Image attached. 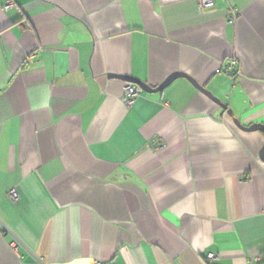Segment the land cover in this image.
Masks as SVG:
<instances>
[{"label": "crops", "instance_id": "1", "mask_svg": "<svg viewBox=\"0 0 264 264\" xmlns=\"http://www.w3.org/2000/svg\"><path fill=\"white\" fill-rule=\"evenodd\" d=\"M263 129L264 0H0V264H264Z\"/></svg>", "mask_w": 264, "mask_h": 264}, {"label": "built area", "instance_id": "2", "mask_svg": "<svg viewBox=\"0 0 264 264\" xmlns=\"http://www.w3.org/2000/svg\"><path fill=\"white\" fill-rule=\"evenodd\" d=\"M212 4H213V0H196V8L198 9V11H204V10L211 8ZM13 7H14V3L12 1H8L3 6V10L8 11V10L12 9ZM236 17H237V15L234 12H232L228 22L233 23L235 21ZM235 65H236V62L232 61L231 64L229 65V68L231 69ZM139 96H140V89L138 87L131 85V84H128V83L125 84V86L123 88V92H122V101L127 108L131 107L135 103V101L139 98ZM7 197L13 203H16L18 201V194L14 189L8 191ZM215 259H216L215 254L211 253V254H207V256H206L207 262H211ZM41 264H43V263H41ZM93 264H105V263L95 261Z\"/></svg>", "mask_w": 264, "mask_h": 264}, {"label": "water", "instance_id": "3", "mask_svg": "<svg viewBox=\"0 0 264 264\" xmlns=\"http://www.w3.org/2000/svg\"><path fill=\"white\" fill-rule=\"evenodd\" d=\"M117 77V76H114ZM118 79H121L123 81H125L128 84L134 85L136 87H138L140 89V91L146 93V94H156V93H160L162 92L168 85H170L174 80L179 79V78H184L186 80H188L192 86L200 91L201 93H203L204 95H206L210 100H212L215 104H217L218 106H220L223 110L227 111L228 115H232L231 111L227 110V106L222 104L219 100H217L216 98H214L210 93H208L206 90H204V88H202L201 86H199L196 82H194L193 80H191L190 78L182 75V74H175L173 76H171L170 78H168L163 84H161L160 86H158L157 88H150L149 86H147L146 84L132 79V78H122V77H117ZM233 123L240 129L246 132H252L255 131L257 128H259L258 126H251L249 128H244L242 126H240L238 120L234 119ZM264 130V129H263ZM259 158L260 160L264 163V146L261 149L260 153H259Z\"/></svg>", "mask_w": 264, "mask_h": 264}]
</instances>
